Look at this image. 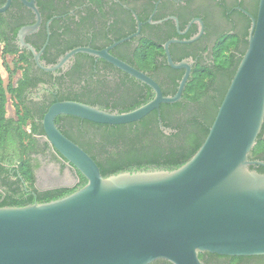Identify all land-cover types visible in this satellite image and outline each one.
I'll list each match as a JSON object with an SVG mask.
<instances>
[{
  "label": "water",
  "instance_id": "1",
  "mask_svg": "<svg viewBox=\"0 0 264 264\" xmlns=\"http://www.w3.org/2000/svg\"><path fill=\"white\" fill-rule=\"evenodd\" d=\"M10 4L0 8L4 11ZM36 22L21 28L17 38L34 33L41 17L33 1ZM251 19L247 48L218 107L208 134L195 154L174 170L121 172L103 177L94 160L65 137L55 125L58 116H72L102 125L138 122L152 111L165 134L159 106L181 100L191 64L170 59L184 69L173 96H164L146 73L110 54L116 45L95 50L78 47L53 66L43 67L28 45L37 66L54 72L76 54L102 59L146 85L153 98L127 112H111L76 101L51 104L41 124L45 142L87 181L76 192L50 202L0 207V264H204L201 253L229 257L264 255V174L250 169V160L264 124V0ZM202 27L200 21H198ZM196 37L183 41L192 43ZM77 181V179H76ZM58 188V187H56ZM66 188V187H59Z\"/></svg>",
  "mask_w": 264,
  "mask_h": 264
},
{
  "label": "flooded vegetation",
  "instance_id": "2",
  "mask_svg": "<svg viewBox=\"0 0 264 264\" xmlns=\"http://www.w3.org/2000/svg\"><path fill=\"white\" fill-rule=\"evenodd\" d=\"M31 1L41 17V23L34 33L24 37L22 45L17 38L18 31L36 22L34 10L26 5ZM6 3L7 0H0V8ZM257 9L258 0H10L9 6L0 12V58L10 60L13 69L15 62L27 61V65L17 70L12 84L17 86L28 69V83L22 97L24 106L33 111L41 110L44 105L58 99L59 93L68 91H73L71 97L83 104L90 101L96 105L100 101L110 104L134 93L130 76L116 73L110 64L111 69L104 68L99 64L102 59L79 56L85 54L74 55L60 70L45 72L37 66L26 45L39 54L41 66L47 67L55 65L72 50L62 53L64 47L75 44V48L102 50L138 32L131 39L116 45L110 54L122 61L129 60L135 55L140 42L149 39L148 47L155 53L154 60L157 62L147 75L161 90L174 95L185 70L168 65L165 44L178 41L168 46L170 59L175 64L181 61L190 63L192 74L194 68L212 63L216 42L232 35L236 40L234 54L240 62L248 44L249 16L256 18ZM201 28L203 32L197 40L183 43L199 35ZM90 71L92 75H88ZM12 106L15 111L13 102ZM5 117L11 118L7 112ZM63 127L67 125L63 123ZM33 138L35 144L30 152L32 187L13 172L18 166L16 146L6 147L8 163L4 167L8 170L5 175L7 183L15 182L20 193L25 197L33 196L36 202V193L59 187L72 188L77 184L78 177L77 171L45 142L44 135H33ZM2 190L0 183V193ZM204 263L264 264V255L229 257L210 254L204 257Z\"/></svg>",
  "mask_w": 264,
  "mask_h": 264
},
{
  "label": "trees",
  "instance_id": "3",
  "mask_svg": "<svg viewBox=\"0 0 264 264\" xmlns=\"http://www.w3.org/2000/svg\"><path fill=\"white\" fill-rule=\"evenodd\" d=\"M148 41L149 39L142 40L135 55L129 60H123L146 74H150L157 62L154 60L155 53L148 47ZM235 44L236 40L232 35L225 36L216 42L212 53V63L193 69L183 90L181 101L159 106L161 123L165 129L172 131L169 134L160 130L157 111H152L138 122L124 125L96 124L65 115L58 116L55 119V125L65 137L78 145L94 160L103 177L121 172L177 169L195 154L208 134L218 107L239 64L234 54ZM75 46L74 44L64 47L61 52L69 51ZM79 56H83L85 59L90 58L85 55ZM87 61L93 62V60ZM99 64L104 68H112L102 60H99ZM24 65H27V61L19 60L15 62L14 70L21 69ZM113 69L116 73L128 77L116 68L113 67ZM88 75H92V72L90 71ZM23 76V79L15 87L9 76V81L4 87L0 75V183L3 187L0 193V207H22L58 200L76 192L87 183L86 179L77 172L78 182L74 187L36 193V202L33 196L25 197L23 193H20L15 182L7 183L5 175L8 170L4 167V164L8 163L6 147H17L16 162L18 166L13 172L16 176L20 175L32 187L30 152L35 144L33 135H44L41 124L44 114L48 107L55 102H79L71 97L74 95L73 91H68L59 93L58 99L44 105L41 110L33 111L24 106L22 97L28 83V69L25 70ZM130 80L134 87L132 88L134 93L123 97L120 101L110 104L100 101L97 103L98 105L90 101L86 105L102 110L110 109L111 112L116 110L121 113L131 111L153 98L150 88L133 78ZM161 91L164 96H173V93L168 94L166 91ZM7 95L10 96L14 104L15 118L5 117ZM63 123L67 127H63ZM25 127H29V131ZM249 158L252 161L264 162V124ZM250 169L264 174L262 166H251ZM206 255L210 254L201 253L198 255L203 263ZM151 264L170 263L156 261Z\"/></svg>",
  "mask_w": 264,
  "mask_h": 264
},
{
  "label": "rangeland",
  "instance_id": "4",
  "mask_svg": "<svg viewBox=\"0 0 264 264\" xmlns=\"http://www.w3.org/2000/svg\"><path fill=\"white\" fill-rule=\"evenodd\" d=\"M0 75L3 81L4 87L7 85L9 81V76L11 81L16 78L17 70L13 69V65L10 60H4V58H0ZM7 103H6V112L7 116L11 118H15V111L12 106V100H10L9 95H7ZM27 131H29V127H25Z\"/></svg>",
  "mask_w": 264,
  "mask_h": 264
}]
</instances>
